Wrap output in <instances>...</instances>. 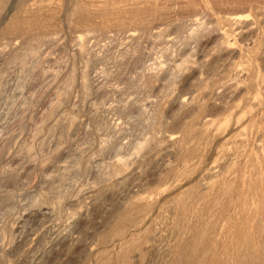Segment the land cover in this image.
Here are the masks:
<instances>
[{
    "label": "rangeland",
    "instance_id": "374dc122",
    "mask_svg": "<svg viewBox=\"0 0 264 264\" xmlns=\"http://www.w3.org/2000/svg\"><path fill=\"white\" fill-rule=\"evenodd\" d=\"M0 2V264H171L176 202L264 179V0Z\"/></svg>",
    "mask_w": 264,
    "mask_h": 264
},
{
    "label": "bare ground",
    "instance_id": "6f19581e",
    "mask_svg": "<svg viewBox=\"0 0 264 264\" xmlns=\"http://www.w3.org/2000/svg\"><path fill=\"white\" fill-rule=\"evenodd\" d=\"M202 138H205V133L202 131L189 130L184 134L182 140L191 139L190 142H193V139L195 141ZM184 143H187V141ZM175 144L177 147V150L175 148V155L179 162L185 158L187 159L189 154L196 150V148L194 149V143L193 146H188L192 143L183 146L181 142L178 144L177 140ZM253 161H249V166ZM246 164L248 165L247 160H245L244 165ZM228 172V178L224 177V179L218 181L209 190L210 192L203 196V200H199L201 197L199 194L191 199L189 197V201L180 199L176 202L177 204L173 210L177 214V218H174L173 226L179 229L180 232H177L179 242L177 241L173 248L170 259L171 264L264 263V179L255 171H251L249 177H246V175L245 178L243 177L240 180L233 175V169ZM134 206L131 208H134ZM124 211L126 210L124 209ZM182 211H184V216L181 215ZM191 212L195 215L193 216ZM128 215L130 214L127 212L118 214L115 218L114 228L110 230V232L112 231L110 236L118 235L121 232L124 235L122 231L123 224L130 221L132 214L130 218ZM131 226H133L132 223ZM120 236L122 237L121 234ZM126 253L127 251L123 250L119 254L121 255L120 258L126 257Z\"/></svg>",
    "mask_w": 264,
    "mask_h": 264
}]
</instances>
